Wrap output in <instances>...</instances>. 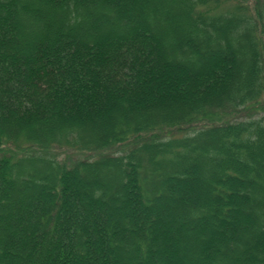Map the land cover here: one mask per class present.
Returning a JSON list of instances; mask_svg holds the SVG:
<instances>
[{
  "label": "trees",
  "instance_id": "1",
  "mask_svg": "<svg viewBox=\"0 0 264 264\" xmlns=\"http://www.w3.org/2000/svg\"><path fill=\"white\" fill-rule=\"evenodd\" d=\"M252 107L264 0H0V264H264Z\"/></svg>",
  "mask_w": 264,
  "mask_h": 264
},
{
  "label": "rangeland",
  "instance_id": "2",
  "mask_svg": "<svg viewBox=\"0 0 264 264\" xmlns=\"http://www.w3.org/2000/svg\"><path fill=\"white\" fill-rule=\"evenodd\" d=\"M113 26L115 28H113ZM101 27H102L103 33H107L109 31L108 28H106V26L103 25L102 23H101ZM111 27L113 29H117L118 28V24L116 22H113L111 24ZM257 110L258 109L256 107H252V108L244 109V111H241L240 113H235V114L229 113V114H226L225 116L223 115L224 117L223 118L220 117L221 119H219V120L211 118V121H216L215 123H219V122L225 123V122H230V121H233V120H236V119L246 120L249 117H257L256 116L257 115L256 114ZM258 111H259V113L261 115H264V107L261 110L259 109ZM215 118H218V117H215ZM154 133L160 134L159 131H155ZM163 134H165V133H163ZM145 136H143V137H145ZM140 140L141 139H134L132 143H129L127 145L124 144L123 146H119L118 145V146H115V147H113L111 149H108V150L106 149L104 151H101V153L102 154L119 153L120 151L128 150L131 145H135L136 143L140 142ZM67 147H63V148L54 147L53 150L56 153L57 159H59L61 161H64L65 163H67L69 165H72L77 160H83V159H87V158L88 159L89 158L92 159V158L97 157V155L91 154L90 151L81 150V149H75V148H72V147H70L68 145H67ZM7 150L9 152H16L17 151V149L15 147H10Z\"/></svg>",
  "mask_w": 264,
  "mask_h": 264
}]
</instances>
